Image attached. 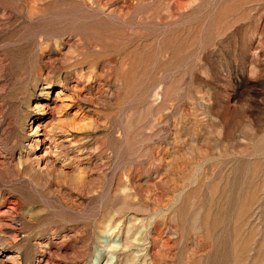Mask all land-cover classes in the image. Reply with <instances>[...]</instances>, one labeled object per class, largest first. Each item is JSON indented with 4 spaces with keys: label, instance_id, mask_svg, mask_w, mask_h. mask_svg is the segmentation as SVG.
<instances>
[{
    "label": "rangeland",
    "instance_id": "1",
    "mask_svg": "<svg viewBox=\"0 0 264 264\" xmlns=\"http://www.w3.org/2000/svg\"><path fill=\"white\" fill-rule=\"evenodd\" d=\"M118 229L119 264H264V0H0V264Z\"/></svg>",
    "mask_w": 264,
    "mask_h": 264
},
{
    "label": "bare ground",
    "instance_id": "2",
    "mask_svg": "<svg viewBox=\"0 0 264 264\" xmlns=\"http://www.w3.org/2000/svg\"><path fill=\"white\" fill-rule=\"evenodd\" d=\"M73 88H74V91H76L78 89L82 90V88H78L77 84ZM50 89H51V83L50 82H47L46 85L42 88V95H43V97L41 98L42 103H37L35 105V108L39 112L38 114H42V115L46 114L47 115V112H49V110L59 111V112L62 111L63 112L64 110H68L71 107L70 100H72V98L70 95H67L62 88H60L55 93L54 96H51ZM82 113H83L82 110L78 109L74 112L68 113L67 116L70 117L68 119H70V121L75 126L78 125V126H81V128H87L89 126V122H87L85 120V117ZM38 118H40V117L38 116ZM34 127L32 128V130H34L35 134L38 133V135H37L38 138L36 140L44 142V134L40 133L41 128H44V127L42 125H38L35 128ZM45 127H46V125H45ZM53 127H54V129L49 128V131L48 130L47 131H48L49 135H51V142L54 143L55 144L54 147L57 148L58 145L60 144V142L57 141L58 138H56L55 134H56V132L63 131V129L60 127L59 124H57ZM32 147H33V151L31 153V155L32 154L34 155V159H36L35 163H36L37 167H39V169H42V168L45 169L46 166L43 165L45 163V160H46L45 154L37 155L36 150L38 148V144H33ZM48 149H49V147H48ZM30 159H31V157H30ZM42 165L44 167H42ZM61 172H64L63 168L61 169ZM83 179H84L83 174L77 172L76 181H79L81 183V181ZM121 221H123V220H121ZM120 223L118 222V224H120ZM122 231L120 229H118V230H115L111 233H108L106 231L101 232V234L99 235V241H100L101 248L98 251H95L96 253L94 255L93 262L91 264H119L118 261L116 260L115 254L119 251L127 250L130 246V243L127 241V239H125L124 233H122Z\"/></svg>",
    "mask_w": 264,
    "mask_h": 264
}]
</instances>
